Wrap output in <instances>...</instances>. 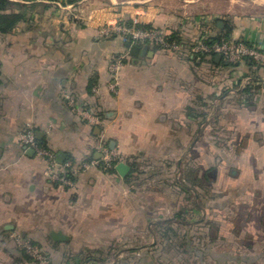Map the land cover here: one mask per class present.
Wrapping results in <instances>:
<instances>
[{"label":"rangeland","instance_id":"374dc122","mask_svg":"<svg viewBox=\"0 0 264 264\" xmlns=\"http://www.w3.org/2000/svg\"><path fill=\"white\" fill-rule=\"evenodd\" d=\"M10 1L26 22L11 35H0V57L4 50L21 52L27 41L33 51L43 39L54 41V49L60 45L75 56H92L101 73L107 64L109 87L118 98L131 63L125 47L136 43L155 50L158 60H177L180 70L190 56L200 59L197 65L191 61L192 80L207 90L194 88L192 93L189 110L196 118L188 124L191 137L152 138L146 145L134 139L133 155L120 151L121 140L108 161L104 152L112 139L96 114L99 107L82 110L91 119L80 115L85 125L75 123L77 130L54 131L50 138L61 134L54 147L67 150L72 145L69 154L77 157L87 125H100V159L60 162L61 152L38 142L46 153L36 155L46 161L49 186L62 189H49L51 195L43 196L39 184L32 195L28 186L16 188L21 217L12 220L17 229L8 233L16 253L25 251L34 260L31 264H247L231 256L264 264V48L234 33L236 22L248 28L250 19L264 18V0ZM214 43H242L249 52L236 55L228 66L224 59L215 65L210 63L213 55L202 54L203 45ZM4 60L0 69L12 61ZM247 89L254 91L250 102ZM68 105L79 114L72 97ZM139 148L144 160L138 158ZM125 162H137V168L124 186L110 170ZM91 181L98 189L89 190ZM28 196L35 198L31 206ZM56 228L71 241L45 247L42 237ZM2 245L0 264H11V249L2 252ZM27 246L37 249L31 254Z\"/></svg>","mask_w":264,"mask_h":264},{"label":"crops","instance_id":"0c3cea01","mask_svg":"<svg viewBox=\"0 0 264 264\" xmlns=\"http://www.w3.org/2000/svg\"><path fill=\"white\" fill-rule=\"evenodd\" d=\"M236 23L234 33L238 38L242 36L264 48V18L258 16L250 19L248 28L247 25L242 28V23L241 26L239 22ZM225 26L226 23L223 22L219 25L221 30ZM27 42L21 52L4 50L1 51L0 57V64L5 62L4 59L12 60V64L10 62L7 67L0 69V229L6 224H15L14 230L17 229V223L12 220L21 217L17 204L22 200H18L16 188L28 186L32 195L36 190L35 185L39 184L43 196L50 194L49 189L54 192H60L62 189L55 184L49 186L51 182L44 175L46 161L38 158L36 153L33 156L28 154L25 145L20 141L23 132L32 130L36 137L39 133L38 142L52 146L53 149L66 154L70 160L101 158L98 139L104 133L100 125H87L85 140H81L84 145L80 148L77 157L69 154L73 149L72 145L67 150L54 147L63 136L59 134L54 136L55 138H50L51 132L77 130L76 124L85 125L80 114L70 112L69 97L73 98L81 110L99 107L101 111L95 110V112L107 125L106 135L110 133L112 139L109 141V146L111 147L113 143V150L121 148L117 143L123 140L120 151L126 155L135 154L134 139L139 141L138 145H146L152 138L170 140L193 135L192 127H188V124L191 125L196 118L193 111L189 110L193 108L192 93L194 88L200 89V92L207 90L202 87L203 85L192 80L195 72V66L191 63L194 59L192 56L190 62H185L186 66L181 67L180 70L174 64L177 60H158L155 50L151 48L154 51L152 57H132L129 52L131 63L124 70L122 93L121 97L117 98L109 87L107 64L104 65L101 73L102 70L98 69L94 58L87 53H79L80 55L75 56L64 51L60 45L54 49V41L44 39L41 47L33 51ZM125 48H128L127 45ZM214 61L215 65L223 62L216 61L215 58ZM199 62L200 59L197 60V64ZM180 63L183 64L184 61ZM223 78L224 72L222 82ZM89 134L92 136L89 137ZM78 138L83 137L78 136ZM144 153L143 150L138 149L139 160H144L142 158ZM125 163L130 166L129 174L132 175L137 168V162ZM115 170L119 185L125 186L130 176L122 177L116 168ZM93 189H98V186L91 181L89 190ZM28 197L31 206L35 198ZM71 200H75L74 196ZM27 215L33 216L30 211ZM52 231L63 230L52 229L47 236H43L42 239L47 241L45 247L57 248L72 239L66 231H63L70 240L56 242L51 238ZM9 232L0 234V243L9 241L11 245L7 248L0 244V250L1 245L2 252L11 249L12 252H9L10 257L13 258L9 260L11 264H28L21 253H16L17 245Z\"/></svg>","mask_w":264,"mask_h":264},{"label":"trees","instance_id":"16d2710c","mask_svg":"<svg viewBox=\"0 0 264 264\" xmlns=\"http://www.w3.org/2000/svg\"><path fill=\"white\" fill-rule=\"evenodd\" d=\"M72 1V0H70ZM15 4L12 3V1L10 0H0V35H11L12 33H14L16 31V28L25 23L26 20H25V15L23 13H15L12 9V6H14ZM226 26L222 29L223 32H225L224 30H226ZM225 37H230V33H227ZM226 39V38H225ZM217 40H220L219 38H214L212 41H217ZM193 62H195V64L197 65V61H194V59L192 60ZM248 62H250V65L254 64V61L250 58H248ZM210 63H215L214 59L212 60V62ZM224 66H228L230 65L229 63L227 62H224L222 63ZM247 91L251 94H248V97L247 99H249V102L251 100V97L252 95L254 94V91H252V89H247ZM253 93V94H252ZM254 96V95H253ZM250 97V98H249ZM40 146L42 148H45V149H49L48 148V145L45 144V143H42V142H39ZM57 160L60 161V162H66L67 160H70V158L66 155V154H63V153H58L57 155ZM111 172H116L115 168H112L110 170ZM164 235H168V234H164ZM35 245L37 246V244L35 243ZM22 254V258L24 260H26V262L29 264L33 263L34 260L28 255L25 253V251H22L21 252ZM78 259L81 258V260L83 259V256L80 255L77 257ZM231 260H235V261H241V262H247L248 263H251L250 260L252 259H255V258H235L232 256L230 257ZM88 260V259H87ZM249 260V261H248Z\"/></svg>","mask_w":264,"mask_h":264},{"label":"built area","instance_id":"2783aa9c","mask_svg":"<svg viewBox=\"0 0 264 264\" xmlns=\"http://www.w3.org/2000/svg\"><path fill=\"white\" fill-rule=\"evenodd\" d=\"M243 52L247 54L249 52V49H245L242 43L235 44L234 47L231 46L230 43H214V44H207L202 46V54H211L214 57H216L217 55H221L222 60L224 59L225 62L232 61L234 58H236V55H239L240 53ZM79 114L85 118L90 119V117L87 115V113H85V111L79 109ZM92 121L95 122L96 119L92 118ZM20 141L25 145L26 148L35 150L36 154L37 153L38 154L40 153L41 155L46 154L44 150L39 147L38 140L34 131L27 130L26 132H23L20 136ZM112 150L113 149L109 147V149L106 152H104L109 162L113 161L112 159L115 156ZM56 179L59 180L58 178ZM27 249L31 254H33L34 249L37 248L27 246Z\"/></svg>","mask_w":264,"mask_h":264},{"label":"water","instance_id":"95a60500","mask_svg":"<svg viewBox=\"0 0 264 264\" xmlns=\"http://www.w3.org/2000/svg\"><path fill=\"white\" fill-rule=\"evenodd\" d=\"M219 25H221V23H219ZM127 47L129 48V52L132 57H139V56L152 57L154 55V51L151 50L148 46H141L136 43H133V44H127ZM215 60L216 61L222 60V56L217 55L215 57ZM37 138H40L39 133L37 134ZM110 148L113 149V143H111ZM26 149L28 150L27 152L29 155H32V156L35 155L36 153L35 150L29 149V148H26ZM116 169L122 177H126L131 170L130 166L126 163H119L116 166ZM14 229H15V224H6L0 229V234L5 231H11ZM50 235H51V238L56 242H67L70 240V237L64 234L63 231H52Z\"/></svg>","mask_w":264,"mask_h":264},{"label":"flooded vegetation","instance_id":"af4514ba","mask_svg":"<svg viewBox=\"0 0 264 264\" xmlns=\"http://www.w3.org/2000/svg\"><path fill=\"white\" fill-rule=\"evenodd\" d=\"M214 172H216V171H212L211 173H214ZM212 175H214V174H212Z\"/></svg>","mask_w":264,"mask_h":264}]
</instances>
